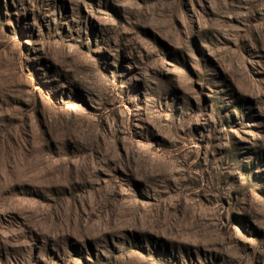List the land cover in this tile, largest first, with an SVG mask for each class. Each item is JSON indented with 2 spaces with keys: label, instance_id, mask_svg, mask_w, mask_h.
<instances>
[{
  "label": "rangeland",
  "instance_id": "rangeland-1",
  "mask_svg": "<svg viewBox=\"0 0 264 264\" xmlns=\"http://www.w3.org/2000/svg\"><path fill=\"white\" fill-rule=\"evenodd\" d=\"M0 264H264V0H0Z\"/></svg>",
  "mask_w": 264,
  "mask_h": 264
}]
</instances>
